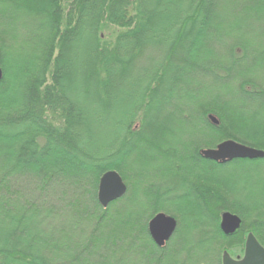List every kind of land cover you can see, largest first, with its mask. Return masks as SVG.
Instances as JSON below:
<instances>
[{
	"label": "trees",
	"instance_id": "obj_1",
	"mask_svg": "<svg viewBox=\"0 0 264 264\" xmlns=\"http://www.w3.org/2000/svg\"><path fill=\"white\" fill-rule=\"evenodd\" d=\"M0 66V264H221L248 232L264 247V158L199 153L264 150V0H0ZM108 170L127 191L103 208ZM158 212L177 220L163 247Z\"/></svg>",
	"mask_w": 264,
	"mask_h": 264
},
{
	"label": "water",
	"instance_id": "obj_2",
	"mask_svg": "<svg viewBox=\"0 0 264 264\" xmlns=\"http://www.w3.org/2000/svg\"><path fill=\"white\" fill-rule=\"evenodd\" d=\"M3 79V70L0 66V82ZM208 118L218 124L212 114ZM202 157L218 163H227L234 159H260L264 158V150L248 146L238 141L227 139L213 148H203L199 152ZM127 186L121 175L115 170L104 172L98 182L97 200L101 207L125 195ZM242 225V219L230 211H223L220 216L219 228L225 235L234 234ZM177 228L175 217L158 212L147 223L150 238L157 247H163L171 238ZM221 264H264V247L252 232H248L244 240L243 255L232 257L226 250L222 252Z\"/></svg>",
	"mask_w": 264,
	"mask_h": 264
},
{
	"label": "rangeland",
	"instance_id": "obj_3",
	"mask_svg": "<svg viewBox=\"0 0 264 264\" xmlns=\"http://www.w3.org/2000/svg\"><path fill=\"white\" fill-rule=\"evenodd\" d=\"M166 96V95H165ZM154 121H155V129L156 130H158L157 128L159 127V126H161V125H165L166 123H165V119H163V118H160V117H157L156 119H154ZM205 148V147H204ZM201 149H203V147L201 148ZM200 149V150H201ZM183 189V186H180V187H178L176 190H178V191H181ZM172 192V191H171ZM166 214H168V213H166ZM170 215V214H169ZM242 226V225H241ZM246 236V235H245ZM244 236V237H245Z\"/></svg>",
	"mask_w": 264,
	"mask_h": 264
},
{
	"label": "flooded vegetation",
	"instance_id": "obj_4",
	"mask_svg": "<svg viewBox=\"0 0 264 264\" xmlns=\"http://www.w3.org/2000/svg\"><path fill=\"white\" fill-rule=\"evenodd\" d=\"M199 152H200V150H199Z\"/></svg>",
	"mask_w": 264,
	"mask_h": 264
}]
</instances>
